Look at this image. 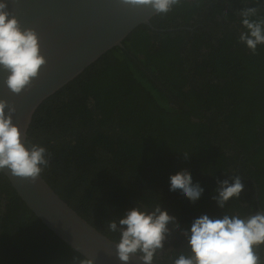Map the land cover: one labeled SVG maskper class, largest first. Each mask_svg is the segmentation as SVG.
<instances>
[{"label":"trees","instance_id":"16d2710c","mask_svg":"<svg viewBox=\"0 0 264 264\" xmlns=\"http://www.w3.org/2000/svg\"><path fill=\"white\" fill-rule=\"evenodd\" d=\"M264 0H181L141 25L34 115L29 146L44 147L42 176L78 214L119 242L107 223L157 205L190 230L201 214L244 218L264 209V45L253 55L239 11ZM188 158L185 159L184 155ZM187 170L204 189L195 203L170 191ZM239 175V199L220 209L218 181ZM119 227V224H118ZM171 229V225H169ZM179 230L154 262L188 254ZM264 264V246L257 250ZM84 259L50 231L0 172V264Z\"/></svg>","mask_w":264,"mask_h":264},{"label":"clouds","instance_id":"9594fccd","mask_svg":"<svg viewBox=\"0 0 264 264\" xmlns=\"http://www.w3.org/2000/svg\"><path fill=\"white\" fill-rule=\"evenodd\" d=\"M121 5L136 8H150L157 15H166L181 0H119ZM6 0H0V70L8 73L5 84L11 93L20 95L30 90L34 80L47 61L41 54L39 36L34 29H24L15 15L7 10ZM258 7L239 11L241 24L246 31L239 35V42L246 45L255 55L257 46L264 45V17H256ZM7 109V113L6 110ZM16 107L0 100V172L9 170L16 178L35 183L49 166L50 154L44 147L22 139L12 116ZM185 159L188 155H184ZM170 191L179 190L189 201L200 199L204 189L193 183L187 171L170 176ZM229 180L218 181L217 195L212 199L220 209L233 198L239 199L244 184L239 175ZM119 224V227H118ZM171 225V229L169 227ZM108 230L119 232L115 243L116 255L122 264H130L137 257L142 264H153L156 254L164 250L165 242L174 231L179 230L190 249L188 254L180 253L173 264H262L257 250L264 246V210L241 218L239 215L224 214L222 218H210L201 214L191 223L190 230L181 229L174 216L157 205L151 212L135 207L123 218L107 223ZM72 264H95L93 259L73 256Z\"/></svg>","mask_w":264,"mask_h":264},{"label":"water","instance_id":"95a60500","mask_svg":"<svg viewBox=\"0 0 264 264\" xmlns=\"http://www.w3.org/2000/svg\"><path fill=\"white\" fill-rule=\"evenodd\" d=\"M6 2L7 10L15 15L22 28L37 32L41 54L47 61L30 90L20 95L10 92L5 84L8 73L0 70V100L16 107L12 120L25 141L34 115L46 100L110 50L122 47L124 40L136 28L141 25L153 28L151 19L157 15L150 8L123 6L119 0ZM5 111L7 113V109ZM3 173L27 207L76 253L93 259L95 264H122L116 255L117 242L78 214L42 175L32 183L13 177L7 169ZM130 264H142V261L132 257Z\"/></svg>","mask_w":264,"mask_h":264}]
</instances>
